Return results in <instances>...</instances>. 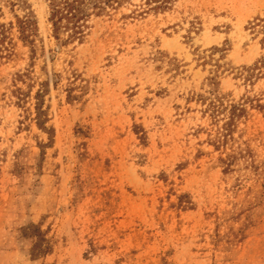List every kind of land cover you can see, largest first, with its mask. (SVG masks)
<instances>
[{
  "label": "rangeland",
  "instance_id": "obj_1",
  "mask_svg": "<svg viewBox=\"0 0 264 264\" xmlns=\"http://www.w3.org/2000/svg\"><path fill=\"white\" fill-rule=\"evenodd\" d=\"M28 4L36 52L15 30L0 57V264H264V0H131L69 44ZM217 98L247 109L220 139Z\"/></svg>",
  "mask_w": 264,
  "mask_h": 264
},
{
  "label": "trees",
  "instance_id": "obj_2",
  "mask_svg": "<svg viewBox=\"0 0 264 264\" xmlns=\"http://www.w3.org/2000/svg\"><path fill=\"white\" fill-rule=\"evenodd\" d=\"M19 6L27 8L25 14L21 17L16 16V22L8 23L0 22V57L9 58L15 49V30L19 34V39L28 43L34 52H36V42L38 40L39 21L35 12L28 7V0H15ZM49 2V22L52 25L53 36L62 42L69 44L72 42H83L91 29L90 22L95 16H110L113 17L120 8L131 0H47ZM147 10L163 11L170 7L175 0H144ZM259 22H264V19H258ZM257 22V23H259ZM255 23V28L260 24ZM264 27V26H263ZM264 62V61H263ZM258 64H255L257 67ZM47 82L42 85H46ZM43 89L38 91L36 104V119L40 129L52 137L54 128L47 126L48 116L42 103ZM72 93H69L68 98L74 99ZM217 102L212 101L214 114H220L223 111H228L229 116L224 123L223 132L219 131L222 136L231 135L234 129L237 128V119L243 116L247 110L243 104L225 105L223 98H217ZM221 128V129H222ZM21 235L32 241L30 254L33 258H41L46 256L53 250L52 239L48 236L46 230L42 228L40 223H30L21 228Z\"/></svg>",
  "mask_w": 264,
  "mask_h": 264
}]
</instances>
